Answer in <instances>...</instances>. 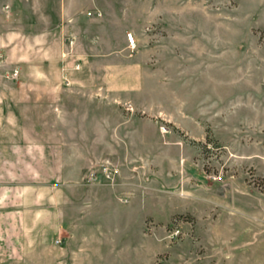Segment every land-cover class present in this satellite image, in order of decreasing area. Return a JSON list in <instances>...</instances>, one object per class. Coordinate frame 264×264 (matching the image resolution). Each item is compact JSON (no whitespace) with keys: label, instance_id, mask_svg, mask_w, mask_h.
I'll return each mask as SVG.
<instances>
[{"label":"rangeland","instance_id":"rangeland-1","mask_svg":"<svg viewBox=\"0 0 264 264\" xmlns=\"http://www.w3.org/2000/svg\"><path fill=\"white\" fill-rule=\"evenodd\" d=\"M127 1L161 6L146 27L151 44L158 27L168 35L178 19L193 23L194 48L214 53L220 69L193 79L207 100L175 102L168 80L155 96L138 47L128 48L110 58L113 72L78 73L65 110L10 104L19 119L2 126L23 130L22 141L65 142L83 192L101 185L124 204L144 195L145 218L115 236L123 246L113 264H264V0Z\"/></svg>","mask_w":264,"mask_h":264},{"label":"crops","instance_id":"crops-1","mask_svg":"<svg viewBox=\"0 0 264 264\" xmlns=\"http://www.w3.org/2000/svg\"><path fill=\"white\" fill-rule=\"evenodd\" d=\"M161 13V6L127 0H0V138H13L0 139V264H113L121 257L122 238L115 236L128 230L130 217L145 218L144 195L124 204L101 185L83 192L81 169L66 155L65 142L22 141L17 138L26 133L13 132L2 121L19 119L7 109L10 104L65 110L62 106L75 103L78 73L98 67L113 72L110 58L129 48L128 31L135 35L142 71L153 75L155 96L168 80L175 102L207 100L193 79L214 78L220 69L209 58L215 54L194 48V25L180 19L168 35L158 27L151 44L146 27L160 21ZM213 98L214 103L225 99ZM96 100L93 96L90 103ZM114 227H121L120 233Z\"/></svg>","mask_w":264,"mask_h":264},{"label":"built area","instance_id":"built-area-1","mask_svg":"<svg viewBox=\"0 0 264 264\" xmlns=\"http://www.w3.org/2000/svg\"><path fill=\"white\" fill-rule=\"evenodd\" d=\"M91 13V12H89ZM127 35V39H128V47L130 48L131 51L135 50L136 47H137V41H136V38H135V35L132 31H128L126 33ZM79 66V64H77V67ZM13 75H17V70H15L13 72ZM60 239H57L56 242H59Z\"/></svg>","mask_w":264,"mask_h":264}]
</instances>
